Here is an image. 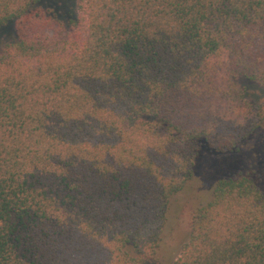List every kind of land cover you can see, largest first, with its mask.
Wrapping results in <instances>:
<instances>
[{
	"label": "trees",
	"instance_id": "obj_1",
	"mask_svg": "<svg viewBox=\"0 0 264 264\" xmlns=\"http://www.w3.org/2000/svg\"><path fill=\"white\" fill-rule=\"evenodd\" d=\"M51 1L0 0V264H152L201 150L264 123V0ZM172 264H264L251 177L215 183Z\"/></svg>",
	"mask_w": 264,
	"mask_h": 264
},
{
	"label": "rangeland",
	"instance_id": "obj_2",
	"mask_svg": "<svg viewBox=\"0 0 264 264\" xmlns=\"http://www.w3.org/2000/svg\"><path fill=\"white\" fill-rule=\"evenodd\" d=\"M77 1L52 0L48 7L62 13L66 5L67 12L75 17L78 14ZM3 34L0 35V51L4 40L14 39L13 27L6 28ZM247 87L251 98L249 100L264 105V91L255 85ZM193 173L187 187L170 201L163 241L157 251L156 261L152 264H172L179 256L189 233L192 212L198 205L209 200L218 180L249 176L264 193V123L248 141L243 143L238 152L214 154L207 149L201 150L196 158Z\"/></svg>",
	"mask_w": 264,
	"mask_h": 264
}]
</instances>
